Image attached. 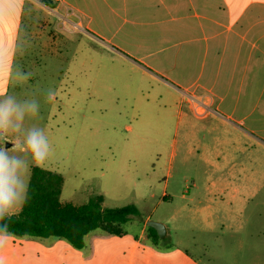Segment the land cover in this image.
Masks as SVG:
<instances>
[{"label": "rangeland", "instance_id": "rangeland-1", "mask_svg": "<svg viewBox=\"0 0 264 264\" xmlns=\"http://www.w3.org/2000/svg\"><path fill=\"white\" fill-rule=\"evenodd\" d=\"M48 12L36 13L34 35L24 26L7 93L39 101L24 127L48 137L44 169L64 178L61 200L81 206L100 195L106 208L135 205L143 221L168 227V244L203 264H264V149L203 119L129 60L137 42L154 46V32L101 31L99 16L91 23L79 4L68 8L70 20L97 32L71 23L65 31ZM17 69L30 78L18 81ZM2 147L21 149V141L9 135ZM34 167L29 160L28 186ZM212 180L218 187L208 192ZM142 224L124 228L138 233Z\"/></svg>", "mask_w": 264, "mask_h": 264}, {"label": "crops", "instance_id": "crops-1", "mask_svg": "<svg viewBox=\"0 0 264 264\" xmlns=\"http://www.w3.org/2000/svg\"><path fill=\"white\" fill-rule=\"evenodd\" d=\"M54 2L50 8L37 0H21L8 19L0 20V92L9 88L24 26L29 35L37 32L38 10L62 18L64 29L71 23L97 32L70 20L68 8L79 4V13L89 15L91 23L99 16L101 31L154 32V46L137 42L134 53L123 49L131 54L128 59L186 99L191 109L203 108V119L215 120L264 149V0ZM104 10L111 18L102 16ZM217 187L212 180L208 192ZM146 223L138 233L126 230L123 236L93 231L82 250L55 238L7 236L0 245V264H203L188 248L153 246Z\"/></svg>", "mask_w": 264, "mask_h": 264}, {"label": "trees", "instance_id": "trees-1", "mask_svg": "<svg viewBox=\"0 0 264 264\" xmlns=\"http://www.w3.org/2000/svg\"><path fill=\"white\" fill-rule=\"evenodd\" d=\"M47 7L55 8L54 0H37ZM2 146V144H0ZM64 187L62 175L34 167L27 189V198L21 210L10 218L0 221L6 224L9 236L30 239L55 238L64 240L75 249L86 247V236L96 230L108 235H125L124 226L142 220L135 205L106 208L104 198L92 196L81 206L61 200ZM147 226V225H146ZM147 239L155 247H167L168 238L161 239L157 231L147 226Z\"/></svg>", "mask_w": 264, "mask_h": 264}, {"label": "clouds", "instance_id": "clouds-1", "mask_svg": "<svg viewBox=\"0 0 264 264\" xmlns=\"http://www.w3.org/2000/svg\"><path fill=\"white\" fill-rule=\"evenodd\" d=\"M21 0H0V20L12 15ZM30 73L17 69L16 79L26 82ZM51 95V94H49ZM40 103L35 97L19 99L15 94L0 92V144L6 137L14 135L21 141V149L10 151L0 146V221L16 213L27 198L28 182L25 173L32 165L44 169L52 153V146L43 129L30 127L25 129L26 117L38 115ZM8 232L6 224H0V245L5 242Z\"/></svg>", "mask_w": 264, "mask_h": 264}, {"label": "water", "instance_id": "water-1", "mask_svg": "<svg viewBox=\"0 0 264 264\" xmlns=\"http://www.w3.org/2000/svg\"><path fill=\"white\" fill-rule=\"evenodd\" d=\"M9 146H10V144H7V147H9ZM146 224H147V226L154 228L157 231V233L161 239H165L167 237L168 229H167V226L165 224L155 222V221H148Z\"/></svg>", "mask_w": 264, "mask_h": 264}, {"label": "built area", "instance_id": "built-area-1", "mask_svg": "<svg viewBox=\"0 0 264 264\" xmlns=\"http://www.w3.org/2000/svg\"><path fill=\"white\" fill-rule=\"evenodd\" d=\"M200 110H202L203 112L197 111L200 115H204L205 110L203 108H201Z\"/></svg>", "mask_w": 264, "mask_h": 264}]
</instances>
